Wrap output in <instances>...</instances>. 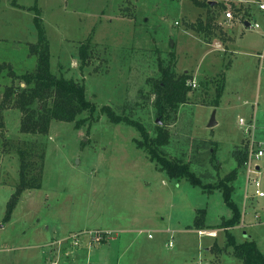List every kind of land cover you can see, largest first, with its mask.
I'll list each match as a JSON object with an SVG mask.
<instances>
[{
  "label": "rangeland",
  "instance_id": "374dc122",
  "mask_svg": "<svg viewBox=\"0 0 264 264\" xmlns=\"http://www.w3.org/2000/svg\"><path fill=\"white\" fill-rule=\"evenodd\" d=\"M212 1L217 2L213 8H199L191 0H17L21 8H14L11 0H0V63L11 65L17 75L35 69L30 45L38 36L30 8L36 5L50 44L51 73L84 84L87 100L97 109L94 122L88 113L79 116L90 120L78 128L52 121L48 135L21 133V112L0 111V264H242L226 247L223 230L216 229V238L200 239L194 228L199 210L205 212L206 226L231 218L222 192L206 186L233 170L231 198L242 219L230 233L238 243L255 241L264 254V196L255 195L244 166L237 167L233 157L234 149L245 145L239 119H254L255 139L264 142V58L258 54L264 50V11L258 3L264 0L228 3L233 13L241 9L234 14L235 26L227 28L233 40L226 53V32L212 27L214 34L205 36L192 28L199 22L217 26L225 17V0ZM87 39L89 65L80 68L78 48ZM160 61L178 75L189 71L198 77L192 75L196 87L167 122H161L153 104ZM220 75L224 90L213 106V82L221 83ZM11 84L3 72L0 104ZM14 85L24 86L19 80ZM103 106L139 121L151 137L162 125L170 134L162 152L189 163L205 188L168 178L135 145L139 132L111 123L101 113ZM213 112L215 125L210 126ZM23 145H31L35 154L45 148L43 185L22 193L3 223ZM252 164L260 167L255 176L264 192V156L252 158ZM63 222L71 231L67 236L81 235L75 253L68 255L72 250L65 242L45 250L33 241L44 233L57 238L54 224ZM97 230L110 239L88 243V233ZM33 245L39 249H26Z\"/></svg>",
  "mask_w": 264,
  "mask_h": 264
},
{
  "label": "trees",
  "instance_id": "16d2710c",
  "mask_svg": "<svg viewBox=\"0 0 264 264\" xmlns=\"http://www.w3.org/2000/svg\"><path fill=\"white\" fill-rule=\"evenodd\" d=\"M193 4L199 8H210L207 0H191ZM12 7L21 8L17 0H11ZM34 17L33 24L38 36L36 44L30 45V53L37 57L36 67L31 72L24 74H15L11 65L0 63V75L6 72L12 80V84L4 88V97L0 104V111L6 108H12L21 112L19 129L21 133L30 135H48L49 126L52 121H60L74 123L78 128L84 125L86 121L93 119L97 109L94 103H91L86 98L85 86L73 79H65L63 76H57L51 73L50 70V44L45 36L42 26L40 11L35 5L33 8ZM234 10V9H233ZM236 12L239 9L235 8ZM192 25V28L202 34H206L208 25L203 22ZM208 32V31H207ZM210 34V33H208ZM91 40L87 39L80 44L78 48V59L80 68L89 65ZM160 72L159 79L153 81L152 88L154 91V107L157 110V115L161 122H167L170 119L171 111L177 110L179 105H184L188 101V94L192 91L190 83L193 77L189 73L178 75L171 66H164L160 61L158 65ZM222 82H213L215 88V100L213 106H217L219 98H221L224 90L225 77L220 75ZM20 81L24 84L15 86V81ZM205 87V84L202 85ZM84 113L89 114V118L77 119ZM101 113L107 115L111 123H123L127 126H133L140 135V139H135V145L146 152L149 161L158 164L160 170L163 171L168 178L179 181L185 179L190 181L193 186H203L202 181L190 169L189 163H184L179 160L167 158L162 152V147L167 145L169 140V132L165 128L156 126V135L151 137L149 132L139 121L130 119L126 116L117 115L113 110L103 106ZM2 115H0V127L3 126ZM26 145V144H25ZM19 151V178L15 187V192L7 201V207L3 217V223L10 220V216L18 205L19 198L26 190H40L42 187L43 177V162L45 157V148L35 154L34 148L25 146ZM35 157L37 161L31 160ZM233 157L237 161V167L243 168L247 159V149L235 148ZM236 176V170L231 171L219 183L207 185L208 191L218 189L222 192L225 205L231 210V218L223 220L215 226L205 225L204 210L197 211L194 220L195 230L219 229L223 230L226 235V247L232 248V253L235 258L242 264H264V254L261 253L255 241L245 240L243 243H238L234 235L230 233V229L239 226L241 223V212L231 198L232 185L231 182Z\"/></svg>",
  "mask_w": 264,
  "mask_h": 264
},
{
  "label": "built area",
  "instance_id": "2783aa9c",
  "mask_svg": "<svg viewBox=\"0 0 264 264\" xmlns=\"http://www.w3.org/2000/svg\"><path fill=\"white\" fill-rule=\"evenodd\" d=\"M233 0H225L226 3L231 2ZM258 8L260 10L264 11V3H259L258 4ZM231 7L228 6L227 4V11L224 12L225 13V17L227 19H234L235 15L234 13L231 11ZM248 26L257 29L258 25L257 24H253V26H251L250 24H248ZM260 57H264V53L261 54ZM192 88L196 87V84L194 81H192L190 83ZM254 119H251L249 121L242 119L238 120V124L240 126V128L242 129V133H243V138L245 140V145L244 147H246L247 149V159L245 160L246 162L244 163V168H245V172H246V179H247V183L251 184L254 188V193L257 197L259 198H263L264 196V192H262L260 190V181L259 179H257V177L255 176L258 172H260V167H258L257 165H253L252 164V158H255L256 160L262 159V157L264 156V142L262 141H257L255 139V131H256V124L254 123ZM107 232H101V231H94V232H89L88 233V243H91V240L94 243L97 242H102L104 241V239L109 240V234H106ZM217 232L213 231V230H199L197 231V236H199V238H203V237H211V238H216L217 236ZM81 235H75L72 234L71 236L68 237L69 239V244H70V248H71V252L68 253L71 254L72 252H76V250L78 249V246L81 245V239H80ZM92 244V243H91ZM90 244V245H91ZM172 246V242L170 244V248Z\"/></svg>",
  "mask_w": 264,
  "mask_h": 264
},
{
  "label": "crops",
  "instance_id": "0c3cea01",
  "mask_svg": "<svg viewBox=\"0 0 264 264\" xmlns=\"http://www.w3.org/2000/svg\"><path fill=\"white\" fill-rule=\"evenodd\" d=\"M199 1H202V0H199ZM208 2H210V1H212V0H207ZM213 2H215V1H213ZM229 3V2H228ZM227 3V4H228ZM230 3H232V4H236V5H245V0H238V3H235L234 2V0L233 1H231ZM259 3H262V2H259ZM258 3V4H259ZM216 4H217V2H216ZM216 6V5H215ZM214 7V6H213ZM213 7H210V8H213ZM237 9H239V11H240V9H241V6H237ZM251 9V8H250ZM260 10V9H259ZM234 11V10H233ZM237 12V15L240 13V12ZM260 11H263V10H260ZM234 14H236V12H234ZM201 19V18H200ZM237 19V18H236ZM236 19H232V20H230V19H227L226 17H224V16H222L221 18H218V20H217V23L219 24V25H211L210 23L211 22H208V23H205V25H208V32L207 33H210V34H208V35H212V34H214V31H212L213 29H215V31H218V32H226V34H227V37H226V42L224 43V52L226 53L227 51H229L228 50V47H229V45H230V43L232 42V36L229 34V31L227 30V28H233V26H235V24H236V22H235V20ZM202 20V19H201ZM203 21V20H202ZM235 23V24H234ZM246 24V26H248V22H245ZM234 24V25H233ZM213 27V29H211ZM206 33V34H207ZM206 34H205V36H206ZM208 42V41H207ZM209 44V43H208ZM217 44V43H216ZM219 45V44H218ZM263 49H264V45H263ZM264 53V50L262 51H259V56L261 55V54H263ZM258 56V57H259ZM261 58V57H260ZM264 58V57H263ZM186 73H190L189 71H187ZM191 75H193L192 73H190ZM193 77H194V79H196V78H198V77H196V76H194L193 75ZM244 139V138H243ZM25 192V191H24ZM23 192V193H24ZM68 226V224H66V223H59V224H57V223H55L54 224V227H57L56 229L58 230V234H57V238H54L53 240L52 239H50V237H46V233H44V236L43 237H41V238H36L35 240L33 239V241L34 242H36V243H38L37 245H39V246H42L43 245V247H45L44 249L45 250H47L46 249V247H49L50 246V248H52V246L53 245H55V244H57L58 242H65V244H67L68 245V248H70V244H69V239H68V237L69 236H67V234L69 235V233H71V231H69L67 228ZM0 229H3V226L1 227L0 226ZM80 230V229H79ZM78 230V231H79ZM209 230V229H208ZM208 230H205V231H208ZM213 230V229H212ZM47 231H49V227H47ZM213 231H218V230H213ZM230 231V230H229ZM211 238V237H210ZM5 242V241H4ZM1 243V242H0ZM2 244V243H1ZM4 244V243H3ZM42 247V248H43ZM27 250H33V249H35V251L36 250H38L39 248L38 247H36L35 245H33L32 247H27L26 248ZM44 249L41 251V252H43L44 251Z\"/></svg>",
  "mask_w": 264,
  "mask_h": 264
},
{
  "label": "water",
  "instance_id": "95a60500",
  "mask_svg": "<svg viewBox=\"0 0 264 264\" xmlns=\"http://www.w3.org/2000/svg\"><path fill=\"white\" fill-rule=\"evenodd\" d=\"M215 5H216V2H213V1H210V2H209V6H210V7H213V6H215ZM214 115H215V112H213L212 117H211V120H210V122H209L210 126L215 125V122H214Z\"/></svg>",
  "mask_w": 264,
  "mask_h": 264
}]
</instances>
